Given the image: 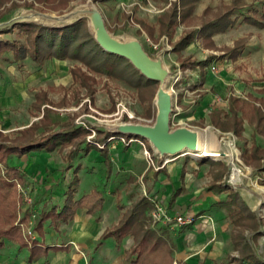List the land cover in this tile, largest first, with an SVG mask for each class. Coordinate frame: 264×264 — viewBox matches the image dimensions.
<instances>
[{
  "label": "rangeland",
  "instance_id": "374dc122",
  "mask_svg": "<svg viewBox=\"0 0 264 264\" xmlns=\"http://www.w3.org/2000/svg\"><path fill=\"white\" fill-rule=\"evenodd\" d=\"M172 1L0 2V25L25 18L52 23V16L88 3L99 7L113 35L122 40L140 39L153 57L162 56L165 65L170 68L166 87L171 91L173 101L176 100L181 107L180 112L171 114V127L186 125L200 131L209 128L211 134L206 138L220 152L217 156H202L185 149L177 154L162 156L144 137L133 134L128 138L126 134H116L119 131L115 130V126L120 123L155 122L159 84L140 89L121 75L96 71L73 57H50L36 62L27 56L19 63L2 60L0 137L16 142L29 137L32 131L42 136L64 127L80 126L89 130L79 132L72 140L61 143L53 150H33L11 158L10 163L24 173L22 179H14L15 185L9 195L12 202L16 201L18 219L28 222L35 214L36 223L50 200L63 196L59 190L60 183L74 181L75 175H78L75 195L77 191L79 197L85 192L89 193L90 188L96 185V189L102 191L104 198L107 197L115 209L118 204L117 216H123V212L142 196L149 197L154 203L147 220L150 226H155L151 216L155 201L168 206L173 215H191L190 222L175 226L158 225L164 226L158 232L171 244L172 253L178 237L182 235L181 239L188 238L183 233L190 230L196 220L201 221L204 217L214 223L215 217L211 214L213 208L219 210L218 217L223 219L224 229L227 232L233 229L226 207L220 204L221 200L230 198V189L218 191L219 183H228L229 187L237 190L264 223V121H259L255 111L256 107L264 109V0H237L236 5L235 0H196L185 20L180 16L189 6L179 4L178 20L169 33H163L159 17L171 7ZM233 6V25L225 31L207 34L208 30L202 28L204 23L216 19L217 14ZM246 15L262 20L263 24L247 19ZM88 25L91 29L90 20ZM191 32H194V37L185 44H179L180 39ZM0 35L6 36L5 33ZM153 43L159 45L155 48ZM208 58L206 66L190 63ZM183 62L188 64L184 66ZM213 65L217 67L216 70L212 69ZM188 67L194 69L191 71ZM214 81L226 89L227 97L218 93ZM206 93L219 97L218 101L226 104L220 108L210 103L199 115L197 104ZM230 96L245 100L247 115L243 119L241 135L234 130L223 131L211 123L214 109L229 111ZM33 124L37 125L30 133L24 130ZM100 138L106 140L101 141ZM84 139L86 141L82 142ZM89 143L104 147L109 156L102 154L98 147L89 146ZM256 144L259 145L257 152L254 150ZM225 163L228 164L227 170L222 168ZM22 167L36 169L29 176ZM50 167H62V172L54 176ZM83 167L85 170L80 172ZM235 167L242 172L239 178L233 175ZM153 173L155 192L152 190ZM53 180L57 181L53 184L54 197L46 190L43 198L46 195L49 198L41 199L39 190ZM168 180L171 181V188ZM69 187V184L65 187L64 195ZM176 190L178 195L173 200ZM205 204L208 206L202 208ZM201 210L204 213L199 214ZM262 229L264 231V224ZM51 230L52 227L47 226L45 236ZM231 241L220 264H230L231 256L239 254ZM252 244L264 256V233L256 242L253 239ZM178 263L179 259L174 264Z\"/></svg>",
  "mask_w": 264,
  "mask_h": 264
},
{
  "label": "trees",
  "instance_id": "16d2710c",
  "mask_svg": "<svg viewBox=\"0 0 264 264\" xmlns=\"http://www.w3.org/2000/svg\"><path fill=\"white\" fill-rule=\"evenodd\" d=\"M3 1L5 2V0H1L0 2ZM195 1H172L171 7L165 10L159 17L161 32L169 33L171 31V28L178 20L179 4L189 6L188 9L182 11L183 13L180 16L185 20L191 13ZM236 4H238L237 0L234 1V5ZM208 10L209 8L206 9V11ZM234 12V6L229 7L225 12L217 14L216 19L205 22L202 28L208 30L207 34L216 31H225L234 23V19L231 17ZM246 18L257 24H263L262 20L251 15H246ZM88 22L89 19L84 17L73 23L53 25L43 23L39 20L25 18L0 25V34H6V36L0 35V63L2 60L19 63L27 56L36 62L50 57L59 59L73 57L80 59L96 71L105 72L114 76L121 75L127 82L140 89L159 84V81L150 79L142 74L126 57L105 50L95 38ZM193 37L194 32L188 33L180 39L179 44H185V42H188ZM208 62L209 58L200 61H191L190 63L197 66L201 64L206 66ZM187 64L188 62H183L184 66ZM229 101L228 112H224L221 109L213 110L211 123L223 131L234 130L238 135H241L243 119L247 115L245 100L239 96H230ZM255 111L259 117V121H264V109L256 107ZM36 125H30L24 130L30 133ZM81 131L87 132L89 130L80 126L64 127L62 130L50 132L42 136L39 134L36 135L32 131L29 137L16 142H11L7 138L0 137V249H3L7 243L13 242L19 245L20 248L31 246L32 252H34L33 256H35L36 249L43 246V243H41L37 235L36 237L25 235L19 224L16 201L12 202L10 200L9 195L15 185L14 179H22L24 176V173L16 165L10 163L11 158L13 156L20 157L33 150H53L61 143L72 140ZM116 134H126L128 138L133 136V134L120 132ZM105 138H100V140L105 141ZM84 141L86 139L82 140V142ZM89 146L98 147V149L102 150V154L106 157L109 156L107 149L104 147L94 143H89ZM254 150L255 152L259 151V145L256 144ZM222 168L227 170L228 164L225 163ZM78 178L79 176L75 175L74 181L69 183L70 187L65 192L66 198L61 206L53 205L50 209L43 210L40 213V217L35 223V231L42 233L44 231V223L48 219L55 220L56 222L59 220H70L79 208L84 207L89 212H95L102 207L104 194L99 189L76 198L75 182ZM225 189H230V198L221 200L220 204L226 207L231 222L233 223L231 240L233 248L239 251L238 255L231 256L229 263L264 264V256L252 244L253 239L256 242L264 233L262 229L264 224L262 218L256 210L248 205L237 190L228 186V183H219L217 185L218 191ZM177 191L174 192L173 200L178 195ZM153 206L154 203L149 197H140L133 203L130 209H127L123 213L119 223L102 235L104 238L114 235L118 246H121L122 240L127 234L134 236V245L128 251V256L131 259L130 264H141L142 262L148 264V261L154 258L156 259V264H173V247L158 232V229L164 226H158V228L156 226V229L147 222L149 219V211ZM202 213H204V210L199 212V214ZM249 233H252L251 237ZM54 246L63 247V245Z\"/></svg>",
  "mask_w": 264,
  "mask_h": 264
},
{
  "label": "crops",
  "instance_id": "0c3cea01",
  "mask_svg": "<svg viewBox=\"0 0 264 264\" xmlns=\"http://www.w3.org/2000/svg\"><path fill=\"white\" fill-rule=\"evenodd\" d=\"M187 69L192 71L194 68L188 67ZM207 82V80L204 81L205 87L207 86ZM214 82L217 84L214 85V88L218 93L222 97H227L226 89L220 83ZM218 100L219 97L206 93L204 98L197 104L199 115L204 112L210 103L220 108L226 104ZM174 166L176 167V164ZM50 168V172L54 176H56V173L62 172V167ZM22 169L31 176L33 170L36 168L22 167ZM84 170L85 167L80 172ZM153 177L152 190L155 192L156 180L154 173ZM54 182L56 183L57 181L53 180L51 183L45 184L44 189L39 190V193L42 194L40 195L41 199L49 198L48 195L43 198V192L46 190L48 193L51 192L53 196ZM167 182L171 188V181L168 180ZM69 183L67 180L65 183H60L59 190L60 193H63V196L59 198L53 196L54 198L50 200L45 210L50 209L53 205L61 206L64 203L66 198L64 189ZM96 188L97 186L94 185L88 192ZM75 196L79 198L78 191ZM206 206L208 204L201 207L204 208ZM117 208H119L118 204L115 209L107 197H105L102 207L95 212H89L87 208L83 207L79 208L70 220H59L56 222L55 220L48 219L44 223V231L42 233L36 231V235L41 238L40 241H42L43 246L36 249L35 256H33L34 252H32L31 246L20 248L16 243L9 242L3 249H0V264H130L131 259L128 256V251L134 245V236L132 234L124 236L121 246L117 245L114 235L105 238L102 236L104 232L116 226L122 218L120 215L117 216ZM211 214L215 217L214 223H211L201 215L203 219L199 216L202 220H196L191 225L190 230L183 233L188 238L181 239L182 235L178 237L173 252V264L177 262V259H179L178 264H220L222 262L230 245L232 228L228 232L224 229V222L222 221L223 219L218 217L220 212L217 208H213ZM47 226L52 227V230L49 232L50 234L45 236ZM153 227L156 228V226ZM54 245H63V247H56ZM148 264H156V259L148 261Z\"/></svg>",
  "mask_w": 264,
  "mask_h": 264
},
{
  "label": "water",
  "instance_id": "95a60500",
  "mask_svg": "<svg viewBox=\"0 0 264 264\" xmlns=\"http://www.w3.org/2000/svg\"><path fill=\"white\" fill-rule=\"evenodd\" d=\"M87 17L91 29L101 46L112 53L126 57L146 77L159 81L156 94L157 115L153 124L120 123L115 130L135 134L148 139L151 145L162 155L177 154L185 149L196 151L201 131L186 125L171 127L173 112V95L166 87L170 68L164 63L162 56L153 57L137 38L122 40L109 30L102 10L94 4L72 9L64 14L52 16L49 24L64 25ZM223 155L226 152H222Z\"/></svg>",
  "mask_w": 264,
  "mask_h": 264
},
{
  "label": "built area",
  "instance_id": "2783aa9c",
  "mask_svg": "<svg viewBox=\"0 0 264 264\" xmlns=\"http://www.w3.org/2000/svg\"><path fill=\"white\" fill-rule=\"evenodd\" d=\"M155 48L159 45L156 43H153ZM213 70H216L217 67L215 65L212 66ZM179 77H177L178 79ZM181 109V107L178 105L177 101L174 100L173 101V114L174 113H178L180 112L179 110ZM148 152V151H147ZM152 216V222L153 225L157 226L162 223V225H172L175 226V224L178 223H186V222H190L192 221V217L191 215L185 217L182 214H171L169 212L168 206L164 205L163 203H158L157 201H155V208L151 213ZM35 218L36 215L33 214V217L29 218L28 222H25L24 220H22L21 218L19 219V224L21 225L24 233L26 236H30V237H36V231H35ZM25 225V226H24Z\"/></svg>",
  "mask_w": 264,
  "mask_h": 264
},
{
  "label": "bare ground",
  "instance_id": "6f19581e",
  "mask_svg": "<svg viewBox=\"0 0 264 264\" xmlns=\"http://www.w3.org/2000/svg\"><path fill=\"white\" fill-rule=\"evenodd\" d=\"M208 134H211L209 128H206V129H204V131H201L200 139H199V143H198V149H197V151H194L195 155H202V156L220 155V152L218 151V149L215 148L216 146L214 147L210 144V142H208V140L206 138V136ZM209 139H210V137H209ZM228 143H230V142H228ZM241 174H242V172L235 167L234 172H233L234 177L239 178L241 176Z\"/></svg>",
  "mask_w": 264,
  "mask_h": 264
}]
</instances>
